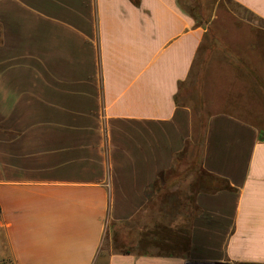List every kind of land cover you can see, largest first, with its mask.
Returning a JSON list of instances; mask_svg holds the SVG:
<instances>
[{"label":"crops","instance_id":"1","mask_svg":"<svg viewBox=\"0 0 264 264\" xmlns=\"http://www.w3.org/2000/svg\"><path fill=\"white\" fill-rule=\"evenodd\" d=\"M4 261L264 264V0H0Z\"/></svg>","mask_w":264,"mask_h":264},{"label":"trees","instance_id":"2","mask_svg":"<svg viewBox=\"0 0 264 264\" xmlns=\"http://www.w3.org/2000/svg\"><path fill=\"white\" fill-rule=\"evenodd\" d=\"M181 178H182V175H180L179 174V176H178V178H177V180H175V182H174V185L175 186H180L181 185ZM159 225V224H158ZM159 227H160V225H159ZM178 233V232H177ZM157 234H158V236L160 237V238H165V230L163 229V228H159L158 229V231H157ZM158 249H159V252L161 253V254H163V253H170V250L169 249H167L165 246H162V245H160V246H158ZM172 253V252H171ZM0 264H12V263H10V262H8V261H4V262H0Z\"/></svg>","mask_w":264,"mask_h":264},{"label":"rangeland","instance_id":"3","mask_svg":"<svg viewBox=\"0 0 264 264\" xmlns=\"http://www.w3.org/2000/svg\"><path fill=\"white\" fill-rule=\"evenodd\" d=\"M228 5L231 7V8H233V9H237L234 5H232V4H229L228 3ZM163 208L162 209H166V207H167V209H168V207H169V205H165V204H163V206H162ZM149 216V215H148ZM152 216V218H153V221H155V220H157V221H159V222H165V221H167V218L168 217H171V215L170 214H163V213H157V214H155V215H151ZM174 219L175 220H179L180 219V217H179V215L178 214H175L174 215ZM148 221V220H147Z\"/></svg>","mask_w":264,"mask_h":264},{"label":"water","instance_id":"4","mask_svg":"<svg viewBox=\"0 0 264 264\" xmlns=\"http://www.w3.org/2000/svg\"><path fill=\"white\" fill-rule=\"evenodd\" d=\"M217 264H224V263L218 262Z\"/></svg>","mask_w":264,"mask_h":264}]
</instances>
